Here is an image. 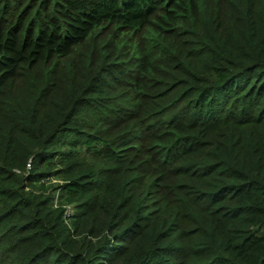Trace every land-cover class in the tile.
<instances>
[{"label": "trees", "instance_id": "16d2710c", "mask_svg": "<svg viewBox=\"0 0 264 264\" xmlns=\"http://www.w3.org/2000/svg\"><path fill=\"white\" fill-rule=\"evenodd\" d=\"M0 264H264V0H0Z\"/></svg>", "mask_w": 264, "mask_h": 264}, {"label": "rangeland", "instance_id": "374dc122", "mask_svg": "<svg viewBox=\"0 0 264 264\" xmlns=\"http://www.w3.org/2000/svg\"><path fill=\"white\" fill-rule=\"evenodd\" d=\"M79 154L82 155V156H84L87 159H92L94 157L93 150L88 149L87 147H81L79 149ZM51 182L52 183H55V182H59V181H55V180L52 179ZM59 183H61V182H59ZM71 210H72V208H71Z\"/></svg>", "mask_w": 264, "mask_h": 264}, {"label": "built area", "instance_id": "2783aa9c", "mask_svg": "<svg viewBox=\"0 0 264 264\" xmlns=\"http://www.w3.org/2000/svg\"><path fill=\"white\" fill-rule=\"evenodd\" d=\"M27 168L28 169H30L31 168V161L27 164ZM71 206H66V213H70V212H72V210H71Z\"/></svg>", "mask_w": 264, "mask_h": 264}]
</instances>
